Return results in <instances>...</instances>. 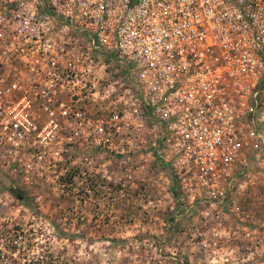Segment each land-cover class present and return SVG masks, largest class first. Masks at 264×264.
Returning a JSON list of instances; mask_svg holds the SVG:
<instances>
[{
    "label": "built area",
    "instance_id": "2783aa9c",
    "mask_svg": "<svg viewBox=\"0 0 264 264\" xmlns=\"http://www.w3.org/2000/svg\"><path fill=\"white\" fill-rule=\"evenodd\" d=\"M90 149L165 161L185 210L248 222L246 199L264 206V0H0V171L31 184Z\"/></svg>",
    "mask_w": 264,
    "mask_h": 264
},
{
    "label": "rangeland",
    "instance_id": "374dc122",
    "mask_svg": "<svg viewBox=\"0 0 264 264\" xmlns=\"http://www.w3.org/2000/svg\"><path fill=\"white\" fill-rule=\"evenodd\" d=\"M118 70L109 66L107 76L130 86ZM109 100L84 104L93 113ZM79 156L47 179H11L22 197L0 187V264H264V206L246 199L248 222L210 219L171 194L165 161L105 149Z\"/></svg>",
    "mask_w": 264,
    "mask_h": 264
},
{
    "label": "trees",
    "instance_id": "16d2710c",
    "mask_svg": "<svg viewBox=\"0 0 264 264\" xmlns=\"http://www.w3.org/2000/svg\"><path fill=\"white\" fill-rule=\"evenodd\" d=\"M64 179L68 180L70 179V176H64L63 177ZM172 180L174 181L173 177L171 176ZM0 180H1V183H0V187L1 188H4L6 191L10 192L12 195H15L16 197H19L21 196L22 197V193H20L19 189L16 188L12 182H11V178H9V176L7 174H5L4 172H1L0 171ZM172 195H177L178 198L179 197V192L177 191V193L175 192H171ZM180 200V199H179ZM181 203V201H180Z\"/></svg>",
    "mask_w": 264,
    "mask_h": 264
}]
</instances>
